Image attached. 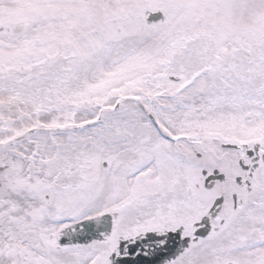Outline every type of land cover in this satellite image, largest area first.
<instances>
[{
    "label": "snow or ice",
    "instance_id": "obj_1",
    "mask_svg": "<svg viewBox=\"0 0 264 264\" xmlns=\"http://www.w3.org/2000/svg\"><path fill=\"white\" fill-rule=\"evenodd\" d=\"M0 264H264V0H0Z\"/></svg>",
    "mask_w": 264,
    "mask_h": 264
}]
</instances>
